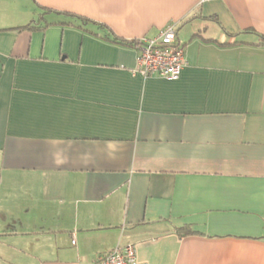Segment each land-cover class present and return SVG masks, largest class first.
<instances>
[{
  "label": "crops",
  "instance_id": "0c3cea01",
  "mask_svg": "<svg viewBox=\"0 0 264 264\" xmlns=\"http://www.w3.org/2000/svg\"><path fill=\"white\" fill-rule=\"evenodd\" d=\"M67 14L125 41L174 24L186 65L143 78ZM261 37L264 0H0V264H264Z\"/></svg>",
  "mask_w": 264,
  "mask_h": 264
},
{
  "label": "built area",
  "instance_id": "2783aa9c",
  "mask_svg": "<svg viewBox=\"0 0 264 264\" xmlns=\"http://www.w3.org/2000/svg\"><path fill=\"white\" fill-rule=\"evenodd\" d=\"M135 74L144 78L177 80L186 65L184 47L177 39L174 24L167 25L154 38L137 40ZM71 243L74 245L75 241ZM91 264H140L132 245L116 247Z\"/></svg>",
  "mask_w": 264,
  "mask_h": 264
},
{
  "label": "trees",
  "instance_id": "16d2710c",
  "mask_svg": "<svg viewBox=\"0 0 264 264\" xmlns=\"http://www.w3.org/2000/svg\"><path fill=\"white\" fill-rule=\"evenodd\" d=\"M67 17H68V20L70 21L69 23L61 22L59 24L65 25V26H75V27L81 29L82 31L92 35V36L99 37V38L103 39L104 41L110 42L112 44L128 47V48H131L133 50H135L137 47L136 46L138 44L137 40L125 41V40H122V39L117 38V37H111V35L108 32H104L105 28L100 24L89 21L86 18L77 16V15L67 14ZM43 19H44L43 14H40L36 19H32L26 25H24L22 27H17V28H15V30H17V32L23 31V30L42 31L47 26L50 25L49 23L41 25V21ZM94 25H96V26H94ZM260 40H261V44H264V37H261ZM138 75H140V74H138ZM176 233L179 236H183V235H187V234H194V232L191 230V228L187 227V226L180 228V229H177ZM100 256H102V255H99L98 257H100ZM96 260H97V258H96Z\"/></svg>",
  "mask_w": 264,
  "mask_h": 264
}]
</instances>
